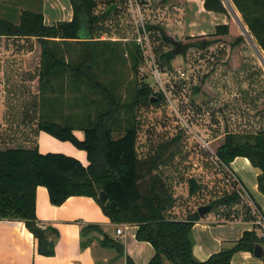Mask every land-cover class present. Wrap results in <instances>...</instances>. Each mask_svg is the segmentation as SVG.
<instances>
[{"label":"trees","instance_id":"trees-1","mask_svg":"<svg viewBox=\"0 0 264 264\" xmlns=\"http://www.w3.org/2000/svg\"><path fill=\"white\" fill-rule=\"evenodd\" d=\"M121 1L128 0H70L72 18L53 24L45 23L42 9L24 8L19 15L14 13L8 17H0V38H33L35 44L29 55L38 52L36 50L39 47L38 102L41 103L43 112L38 129L59 140L71 141L75 147L86 151L89 160V164L84 165L74 156L63 152L42 153L38 147L0 148V219L24 221L38 240L39 253L53 255L55 242L49 232L55 231L53 233L57 236L58 231L41 223L36 213L37 188L42 185L47 188L50 200L55 205H61L70 196L87 195L100 203L112 221L137 224L136 238L149 241L155 249L148 264H165L166 260L173 264H232L236 252H253L256 244H264V238L259 236L256 227L245 230L232 246L211 254L205 260H199L193 251V227L202 218L198 209L188 213L184 219L170 216L169 212L176 205V199L159 172V166L183 151L180 145L182 133L178 132L171 139L162 142L151 154L142 157L139 153L140 122L137 110L150 102L154 95L158 94L157 99L160 101L164 94L155 92L147 82H143L133 99L123 102L111 86L101 81V73L97 70L100 60L109 61L114 58L111 44L115 40L102 38L109 33L105 23L121 7ZM169 1L158 0L156 3L161 5ZM229 2L239 12L243 24L264 53V0ZM204 5L208 10L229 15L224 0H205ZM146 27L148 31L158 33L165 42L172 43L174 37L164 26L148 23ZM230 32L231 24L223 23L209 36L221 39L229 36ZM240 39L241 36H238L234 44L240 43ZM68 41L83 44L77 63L60 57L59 43ZM132 41L134 42L125 44V47L132 53V67L138 70L143 54L140 44ZM203 41H200V45ZM205 42L208 45L209 42ZM183 47V54H186L189 44L183 43ZM167 54H164L163 59H166ZM67 75L73 77L78 85L84 84L91 92L98 94L99 98L95 101L99 103L96 117L90 113L87 116L84 114L82 119L79 117L80 123H75L69 115L63 123L56 120V114L63 105L64 78ZM56 81H59V92L54 86ZM197 90L199 87L195 86L194 91ZM46 107H51V110L46 111ZM122 109L134 110V120L115 139L112 123H115ZM72 112L81 115L79 109ZM76 129L84 131L83 139L74 133ZM169 143L176 148L175 152L166 157L163 151L169 147ZM209 145L213 147L212 143ZM212 149L221 163L229 169L231 162L237 157H247L260 170L257 175L258 189L264 194L263 129L252 133L227 130ZM236 183L239 184L238 179ZM189 186L190 194L198 191L199 184L195 178H190ZM102 191L108 195L106 202L100 198ZM251 197L253 198L252 194ZM242 200L241 188L235 187L232 192L216 197L208 205H212L213 209L215 206H232ZM112 201L116 202V207L110 205ZM256 208L264 214L257 203ZM247 211V219L255 220L252 209ZM90 227L97 226L85 228ZM112 241L109 243L123 253V247ZM127 264L137 263L128 256Z\"/></svg>","mask_w":264,"mask_h":264},{"label":"rangeland","instance_id":"rangeland-1","mask_svg":"<svg viewBox=\"0 0 264 264\" xmlns=\"http://www.w3.org/2000/svg\"><path fill=\"white\" fill-rule=\"evenodd\" d=\"M46 5L50 20L53 16L57 18L55 20L67 18L72 9L70 0H0V15H17L16 11L9 9L16 7L19 10L18 6L30 9L40 6L44 10ZM52 10L57 14H52ZM228 10L231 24L229 36L221 39L211 38L209 35L174 37L182 43H188L189 48L186 54H179L169 61L163 59V56L174 48L173 43H167L158 33L149 31V45L140 44L143 60L138 70L132 67V53L125 44L134 42L132 40H135L139 30L143 32L146 28L148 31L146 25L151 20L142 4L139 2L138 6L136 0L121 1V7L105 23L109 33L102 38L125 39L111 44L113 59L100 60L97 70L101 73V81L111 86L123 102L131 101L143 82H147L155 92L164 94L160 101L157 99L158 94L154 95L150 102L137 110L140 122L138 147L141 156L153 153L162 142L171 139L178 132L182 133L180 145L183 151L161 164L159 172L174 194L183 215L239 186L230 169L221 163L212 149L225 131L252 133L264 130V64L240 22L229 8ZM238 16L240 17L239 14ZM238 36H241L240 43L234 44ZM20 39L25 42H6L7 49H14L13 52L0 49V52H4L0 53V72L34 74V77L37 75L34 88L13 91V101L33 102L36 98L39 101L40 95L35 94L39 89V47L36 50L38 52L24 57L23 54L28 53V49H33L35 42L33 38ZM2 40L0 38V42H4ZM202 40L204 46L200 45ZM205 40L209 42L208 45ZM82 47L83 44L77 41L61 42L60 57L77 63ZM257 47L263 53L258 45ZM24 65L30 69H24ZM107 66L108 69H105ZM58 84L59 81H56V91ZM195 86L199 87L196 92ZM63 94V105L56 114L61 123L68 115L75 123H80L79 117L82 119L84 114L97 116L99 103L95 101L99 98L98 94L91 92L84 84L78 85L70 75L64 78ZM1 95L0 98L5 99L6 93L2 92ZM78 109L81 115L72 112ZM134 113L132 109L121 110L115 123H112L115 139L133 122ZM55 140L58 142L53 147L55 152H71L77 148L71 141ZM175 148V145L169 143V147L163 151L164 155H171ZM190 178H195L199 184L195 194L189 193ZM247 210V204L244 203L237 207L215 206L210 212L215 218L211 220L228 222L247 218ZM165 264L173 263L166 260Z\"/></svg>","mask_w":264,"mask_h":264},{"label":"crops","instance_id":"crops-1","mask_svg":"<svg viewBox=\"0 0 264 264\" xmlns=\"http://www.w3.org/2000/svg\"><path fill=\"white\" fill-rule=\"evenodd\" d=\"M137 1L142 4L146 15L151 20L150 23L164 26L169 34L176 38L180 35L185 38L212 34L219 24L229 23L230 19L228 14L206 9L205 0H170L161 5L156 3L158 0ZM18 7L19 10L16 7L9 10L16 11L19 15L18 13L24 8ZM31 9L39 10L40 6ZM42 11L46 24L60 21L55 20L57 19L54 18L55 16L50 20L47 15V5ZM51 12L57 14L53 10ZM8 16L7 14L0 15V17ZM72 16L73 9H70L69 16L62 20H70ZM20 38L25 37H3L4 42H0V49H4V52H13L14 49H7L6 42L24 43L25 41ZM124 39L114 38L115 41ZM9 45L13 46L10 43ZM31 50L32 48L28 49L26 51L28 53L23 54L24 57L29 55ZM24 69L29 68L24 65ZM4 72H0V74L3 73L0 76V97H2V92L6 93L5 99L0 98V148L38 147L42 153L55 152L53 147L58 143L55 140L56 137L38 129L43 108L37 98L33 102L13 101V91L34 88L37 75L34 77V74H4ZM14 77L19 78L14 79ZM2 87L4 90H1ZM35 94L39 95V92L36 91ZM50 110L51 107H46V111ZM58 110L57 108L56 111ZM56 120H59L57 115ZM74 133L80 139L84 138L83 130L76 129ZM63 153L80 159L84 165L89 164L85 150L76 148L71 152ZM230 172L235 179L239 180L238 187L244 190L242 202L234 206L237 207L244 203L247 204V209H252L257 203L264 211V194L259 191L257 182L260 170L253 166L247 157L239 156L231 162ZM179 211L176 204L170 210V216L178 219L187 217L188 214L183 215ZM210 212L209 215L197 221L193 227L195 240L193 251L199 260H205L211 254L232 246L242 237L245 230L255 229L252 219L244 217L234 221L214 222L211 218L215 216ZM36 213L41 223L58 231L57 236L53 233L55 231L49 232V236L55 242V253L53 255L39 253L38 240L26 227L24 221L0 219V264H127L128 256L133 258L137 264H148L155 254V249L149 241L136 238L137 224L112 221L105 214L100 203L91 196L74 195L61 205H55L50 200L47 188L39 185ZM90 225L97 227L85 228ZM119 226H123L124 229L121 234L117 233ZM110 240H113L115 245L120 244L124 252L121 253L116 246L111 245ZM262 246L264 247L263 244ZM232 264H264V257H256L251 251H238L233 256Z\"/></svg>","mask_w":264,"mask_h":264},{"label":"water","instance_id":"water-1","mask_svg":"<svg viewBox=\"0 0 264 264\" xmlns=\"http://www.w3.org/2000/svg\"><path fill=\"white\" fill-rule=\"evenodd\" d=\"M225 5L230 9V11L234 14V16H236V18L238 19V21L240 22L244 33L246 34V36L249 38L250 42L252 43V45L255 47V49L257 50L262 63L264 64V55L263 53H261V51L259 50V48L257 47V44L255 42V40L253 39L252 35L250 34L249 30L246 28V26L243 24L241 18L238 16L237 11L233 8L232 4L229 2V0H224ZM172 43L175 45V48L172 51H169L167 56H166V60H172L175 56L182 54L184 51V47H183V43L179 40L173 39ZM204 45V43H203ZM148 85V84H147ZM154 98V97H153ZM152 98V99H153ZM100 198L103 202H106L108 200V195L105 191H102L100 193ZM110 205L112 207H116V202L112 201L110 202ZM212 210V205H201L198 208V212L200 213L201 217H204L207 213H209ZM254 255L256 257L262 258L264 257V247L262 246V244L258 243L255 245L254 247V251H253Z\"/></svg>","mask_w":264,"mask_h":264},{"label":"built area","instance_id":"built-area-1","mask_svg":"<svg viewBox=\"0 0 264 264\" xmlns=\"http://www.w3.org/2000/svg\"><path fill=\"white\" fill-rule=\"evenodd\" d=\"M137 5L139 6V3L137 1ZM148 36H149V31L146 30V28L143 29V32H141L140 30L138 31V35L135 38V41L141 45L147 46L148 44ZM158 72V70H156ZM242 190V194H243V189ZM252 212L255 214L256 218L254 220V225L257 228L258 234L259 236L264 238V214H262L258 208L253 207L252 208ZM44 226V225H43ZM124 229L123 226H119L117 228V233L121 234L123 233Z\"/></svg>","mask_w":264,"mask_h":264},{"label":"flooded vegetation","instance_id":"flooded-vegetation-1","mask_svg":"<svg viewBox=\"0 0 264 264\" xmlns=\"http://www.w3.org/2000/svg\"><path fill=\"white\" fill-rule=\"evenodd\" d=\"M173 45H174V44H173ZM174 48H175V45H174ZM174 48H173V49H174ZM173 49H172V50H173ZM172 50H171V51H172Z\"/></svg>","mask_w":264,"mask_h":264}]
</instances>
